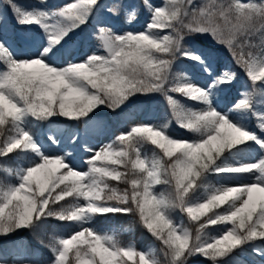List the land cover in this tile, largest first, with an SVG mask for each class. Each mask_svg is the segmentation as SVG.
<instances>
[{"label": "snow or ice", "instance_id": "obj_1", "mask_svg": "<svg viewBox=\"0 0 264 264\" xmlns=\"http://www.w3.org/2000/svg\"><path fill=\"white\" fill-rule=\"evenodd\" d=\"M4 3L15 23L0 11V173L7 177L0 180V239L54 218L72 232L53 238L50 264H188L194 256L239 264L235 254L246 247L264 264V0H141L149 15L144 29L121 33L102 22L93 33L96 50L82 59L70 41L97 13L124 14L131 23L138 10L122 0ZM189 37L228 49L251 82L239 98L227 99L237 73L217 71L212 49ZM180 58L205 79L177 70ZM150 94L164 96L171 120L134 124L98 148L85 144L86 170L67 151L50 154L36 130L56 118L104 129L98 110L115 112ZM173 121L191 137L173 136ZM48 140L61 144L55 130ZM68 140L78 144L79 136ZM176 209L191 226L173 216ZM109 214L137 216L164 260L155 248L137 250L93 227ZM9 252L25 248L0 243V264Z\"/></svg>", "mask_w": 264, "mask_h": 264}, {"label": "trees", "instance_id": "obj_2", "mask_svg": "<svg viewBox=\"0 0 264 264\" xmlns=\"http://www.w3.org/2000/svg\"><path fill=\"white\" fill-rule=\"evenodd\" d=\"M57 1L58 4L63 3L62 0H54ZM112 0H103L104 4H111ZM20 2L26 6H31L34 3V0H20ZM114 2V0H113ZM112 2V3H113ZM130 2H133L134 8L138 10V15L135 20H133L130 24L134 30H137L141 25H143L145 19L146 11L141 6V0H122L123 5H127ZM155 2H161V0H155ZM203 0H197V3H202ZM0 11H3L8 18V22L10 24H14L15 21L12 19V13L9 10L8 6L4 3V0H0ZM104 20L105 23L110 27H116L119 29H125V16L121 14L119 16H113L109 14L107 11L102 10L97 13L93 19L88 23L87 26L83 28V30L78 31L73 38H77L82 42H92L95 41L93 38V33H95L96 27L94 26V22L97 20ZM189 40H194L198 47H206L211 48L220 60H218V65L220 66L222 60L224 59L229 68L232 71L237 73L236 81L243 80L247 85V88L250 86L251 82L246 77L244 71L236 65L233 60L232 54L228 51V49L222 45L216 44L211 40L210 37H189ZM223 58V59H221ZM193 66L194 64L180 58L177 61L176 67L177 70L186 71L190 68L189 66ZM198 69V68H197ZM217 71H220L219 67L216 68ZM233 83L230 89H228L227 94L233 95L236 92V83ZM191 104L192 102H187ZM102 115L107 118L108 126L106 127L109 130H112L113 134L118 135L125 127L130 125H134L140 123L143 118L150 120H157L162 123L168 122L171 120L170 111L167 105V102L163 95L161 94H150L148 96L138 95L133 97L131 102L126 106H122V108L117 109L115 112L110 111L107 108H101L98 110ZM54 120L59 121L60 123H65L69 126H77L82 130H95L91 128L85 127L83 123H77L74 121H66L63 118H56ZM251 124L255 125L256 120L252 118L249 121ZM170 132H184L191 137V134L187 133L185 130L180 129L176 126L173 121L169 127ZM149 148L151 146H148ZM0 177L2 180H6L7 177L0 173ZM208 182L210 184H214L212 176L208 177ZM116 184V182H112ZM118 187L121 189L125 187L123 184H119ZM159 191H170L167 185H158L156 186ZM180 215H185L180 212L179 209L174 210L173 216L175 218H179ZM95 221L99 226L112 225L114 227V232L116 238L120 241L121 244H125L129 241H133L137 247L146 244L147 242L154 239L158 242L159 249H161L162 245L158 240H156L139 222L137 216L133 214H109L107 216H98ZM184 223L186 226L189 225L188 218L185 215ZM216 226L209 228L208 232L211 235L213 229ZM72 231V228L66 223L57 221L54 218H48L44 225L38 228L35 231L30 230H22L19 234H14L10 238L0 239V243L4 245H9L11 241H20L25 245L27 251L30 253V256L34 262H39L42 257L51 252L50 245L53 242V238L56 236H67ZM15 253L9 252L6 255L7 262L10 260L11 256ZM158 256H160L161 260H164V256L162 252H159ZM255 257V253L252 251L250 247H246L243 253L237 252L235 254L236 260L239 264H242V261H247L249 264H253V258ZM191 260H196L198 264H212L210 260L203 258L202 256H194L190 257L188 260V264ZM131 264V262H129Z\"/></svg>", "mask_w": 264, "mask_h": 264}, {"label": "rangeland", "instance_id": "obj_3", "mask_svg": "<svg viewBox=\"0 0 264 264\" xmlns=\"http://www.w3.org/2000/svg\"><path fill=\"white\" fill-rule=\"evenodd\" d=\"M160 3V2H157ZM133 6H131L130 9ZM147 18L145 20V25L148 22L149 19V15L148 13H146ZM98 24H101V22H99ZM97 24V25H98ZM145 25L143 26V29L145 27ZM130 28V27H129ZM119 32V31H118ZM70 45L71 47L75 50V55L77 59H82L85 54H90L92 51H95L97 48V43L95 44H90V45H86L83 48H80L77 44V42H73L70 41ZM66 62V61H65ZM195 80L197 83L202 82L205 77L204 75L201 76L199 72L196 70H192L190 72H188ZM202 74V73H201ZM237 94L234 96V99L239 98V94L240 92L246 90V86L243 82H238V86H237ZM233 99L228 98V101L231 102ZM146 123H151V124H155L153 122H146ZM251 126H253L252 124H250ZM254 127V126H253ZM50 130H55L57 133L58 138L61 140V137L63 135V133L65 132L64 128L59 125L56 122H52L51 124H43L39 127L38 132H39V137L41 139V141L45 144L46 148L48 149V134ZM78 130H74L72 133H76L79 136V143L78 144H72L69 142V140L67 139L66 142L64 143V145H62L61 148H58L56 150V155H62L65 151L69 152L71 154V158L77 163V164H81V170H86V166H84L82 164V160L86 157L87 153L84 152V145L88 144L90 147L93 148H98L101 145L107 144L111 141L112 139V134L110 131L106 130V129H99V130H94L93 132L90 133H83L80 132ZM172 134V133H171ZM173 136L177 137V138H188L185 136V134H172ZM51 154V153H50ZM53 155V154H52ZM215 182L217 183V178L215 177ZM157 191V189H156ZM179 219H183V221L185 220V215L180 216ZM94 227V225H93ZM217 227L215 229H213V232L211 233V235H215L217 234ZM97 229V228H96ZM98 230L102 231V232H107L109 234L114 233L113 228L109 225L106 227H101ZM129 244H133L132 242H130ZM128 245V244H127ZM149 248H155L157 250V255L160 252L159 249V245L158 242L155 241L154 239L151 240V242L147 243L146 245H143L142 247H140L137 250H148ZM27 258V260H29V257L27 255V253H21L20 255H14L11 259V261L8 264H15L16 261L21 260L23 258ZM52 258V254L50 253L48 256H46L42 262L38 263V264H50V260ZM261 258L256 259L255 263L259 264ZM189 264H197V261L191 260L189 262ZM246 264V263H244Z\"/></svg>", "mask_w": 264, "mask_h": 264}, {"label": "bare ground", "instance_id": "obj_4", "mask_svg": "<svg viewBox=\"0 0 264 264\" xmlns=\"http://www.w3.org/2000/svg\"><path fill=\"white\" fill-rule=\"evenodd\" d=\"M82 150H84V149H82Z\"/></svg>", "mask_w": 264, "mask_h": 264}]
</instances>
